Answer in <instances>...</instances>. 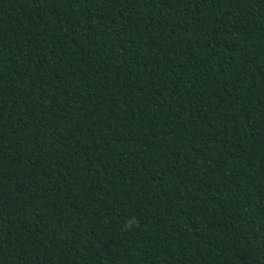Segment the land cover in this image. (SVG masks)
Listing matches in <instances>:
<instances>
[{
    "label": "trees",
    "instance_id": "trees-1",
    "mask_svg": "<svg viewBox=\"0 0 264 264\" xmlns=\"http://www.w3.org/2000/svg\"><path fill=\"white\" fill-rule=\"evenodd\" d=\"M0 264H264V0H0Z\"/></svg>",
    "mask_w": 264,
    "mask_h": 264
}]
</instances>
